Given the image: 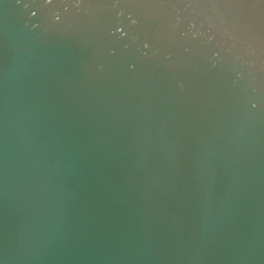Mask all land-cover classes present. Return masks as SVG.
I'll return each instance as SVG.
<instances>
[{
  "label": "water",
  "instance_id": "95a60500",
  "mask_svg": "<svg viewBox=\"0 0 264 264\" xmlns=\"http://www.w3.org/2000/svg\"><path fill=\"white\" fill-rule=\"evenodd\" d=\"M0 264H264V0H0Z\"/></svg>",
  "mask_w": 264,
  "mask_h": 264
}]
</instances>
